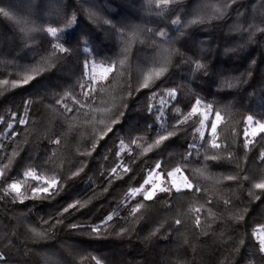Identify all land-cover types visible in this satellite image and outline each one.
I'll return each instance as SVG.
<instances>
[{"label": "trees", "instance_id": "trees-1", "mask_svg": "<svg viewBox=\"0 0 264 264\" xmlns=\"http://www.w3.org/2000/svg\"><path fill=\"white\" fill-rule=\"evenodd\" d=\"M0 9V264H264V133L245 138L248 116L264 122V0ZM157 162L193 188L133 193Z\"/></svg>", "mask_w": 264, "mask_h": 264}, {"label": "rangeland", "instance_id": "rangeland-1", "mask_svg": "<svg viewBox=\"0 0 264 264\" xmlns=\"http://www.w3.org/2000/svg\"><path fill=\"white\" fill-rule=\"evenodd\" d=\"M86 68L88 71L89 78L92 81L97 82V81H103V80L108 79L110 73L113 70V65L95 62L92 60L86 64ZM105 68H110L111 71H109L105 74L104 73ZM198 109H199V113H201L203 116V120H202L203 123H201L199 128H198L196 141L200 140L204 136V134L206 132V127H207V118L210 115L209 106H206V105L202 106L200 104L198 106ZM260 123H264V122L256 121L254 118H253V121H248L246 119V128H247V131L249 133V135H248L249 139L248 140H253L254 137L259 133L257 131V126ZM254 132H255V135H253ZM120 146H121V148L126 147L125 144H121ZM175 169L176 168L169 170L167 172H164L161 169L154 168L149 173L147 178L145 179V181H148V183H145V181H144L137 189H135L136 190L135 192L133 191V193L146 195V192L151 190L153 187H156V192L159 191L161 188L176 190L175 187L173 186L174 184L179 185L180 189H185L184 188V181L187 180L190 184H191V182L188 179V177L186 176V174L183 172L182 169L179 173H175L174 176L168 175V173L174 172ZM150 177H151V179H150ZM261 238H264V231H261Z\"/></svg>", "mask_w": 264, "mask_h": 264}, {"label": "snow or ice", "instance_id": "snow-or-ice-1", "mask_svg": "<svg viewBox=\"0 0 264 264\" xmlns=\"http://www.w3.org/2000/svg\"><path fill=\"white\" fill-rule=\"evenodd\" d=\"M165 2H167V0H165ZM0 12H3V9H0ZM4 15L7 16L8 13H7V12H4ZM48 31L51 33V35H53V36L56 35V30H55V29H51V28H50V29H48ZM160 35L163 36L164 33L161 32ZM53 47H54V48H58L60 52H66V51H67V50H66L62 45H60V44L54 45ZM199 67H200V65L198 64V65H197V68H199ZM109 71H111L110 68H105V69H104V73H105V74H106L107 72H109ZM161 71H162V70H161ZM159 74H160V73H157V75H159ZM27 82H28V81L25 80V83H27ZM167 95H168L170 98H175V92H169V93H167ZM61 102H62V101H57V103H61ZM163 103H164V101L162 100V101H161V104H163ZM200 103H201L200 100H196V106H193V107H192L190 115H198V114H199L198 106L200 105ZM210 107H211V106H209V108H210ZM64 108H65L66 111H71V110H72V109L68 108V106H67L66 104L64 105ZM215 118H216V121H219V120H220L221 117H220L219 112L215 113ZM185 119H187V117H185ZM247 120H248V121H253V117H252V116H248V117H247ZM19 123H20V124H24V123H25V120H24V119H20V120H19ZM201 123H203V121H202ZM12 127H13V125L10 124V125H9V129H11ZM210 127H211V130H212V133L214 134L215 131H216V128H217V124H216V122H212L211 125H210ZM109 131H111V129H109ZM257 131L260 132V133H264V123H260V124H258V126H257ZM169 135H171V133H170ZM248 135H249V133H248L247 128H246V129H245V138H247ZM253 135H255V132L253 133ZM166 139H168V136H161V137H160V141H163V140H166ZM202 139H203V137H202ZM160 141H158V143H159ZM56 143H58V141H56ZM245 146H247V144H246ZM211 147H212L213 149H215V148H218L219 145H218L215 141H212V143H211ZM262 156H264V153H262ZM161 167H162V162H157L156 165H155V168H156V169H161ZM113 171H115V170H113ZM180 171H181L180 168H176V169L174 170V172H170V173H168V175H169V176H174L175 173H179ZM30 174H31V173H26V175H30ZM150 179H151V177H150ZM46 183H49L50 186H51V185H55V184L57 183V181H56L55 179H53L51 182H46ZM145 183H148V181H145ZM173 186L175 187V189H176L177 192L180 191V186H179V185H175V184H174ZM10 187H11L12 190H14V191H16L17 193H19L20 189H19V185H18L17 183H13V184H11ZM256 187H257V188H260V189H264V183H258V184H256ZM184 188L190 190V189L193 188V185L190 184L187 180H185V181H184ZM32 190H33V192L41 193V194H45L46 196H47V195H54V194H55V192H50V191H49V187H34ZM133 191L135 192L136 190H133ZM160 191H170V189H164V188H161ZM197 191H198V189H197ZM155 194H156V187H153L151 190H149V191L146 192L145 199H152V198L154 197ZM65 211H68V209L66 208ZM108 219L111 220L112 217L109 216ZM176 223L179 224L180 221L177 220ZM197 223H199V220H197ZM259 231H264V227H262ZM259 244H260V251H261V252H264V238H261V239H260ZM0 259H3V257L0 256Z\"/></svg>", "mask_w": 264, "mask_h": 264}]
</instances>
